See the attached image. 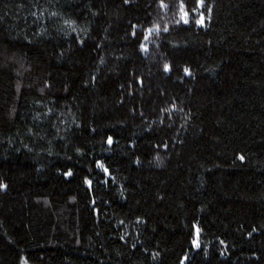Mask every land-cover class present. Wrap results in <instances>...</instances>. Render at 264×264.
<instances>
[{
  "label": "trees",
  "instance_id": "16d2710c",
  "mask_svg": "<svg viewBox=\"0 0 264 264\" xmlns=\"http://www.w3.org/2000/svg\"><path fill=\"white\" fill-rule=\"evenodd\" d=\"M0 185V264H264V0H0Z\"/></svg>",
  "mask_w": 264,
  "mask_h": 264
},
{
  "label": "snow or ice",
  "instance_id": "6c2138e0",
  "mask_svg": "<svg viewBox=\"0 0 264 264\" xmlns=\"http://www.w3.org/2000/svg\"><path fill=\"white\" fill-rule=\"evenodd\" d=\"M198 2H199L201 5H203L204 0H198ZM193 11H195V9H193ZM209 11H210V9H209ZM184 16L187 17V13H185ZM182 18H183V17H182ZM188 22H189L188 19H187V18H184V23H188ZM196 23H198V24H203V23H204L203 14H201V19H200V20H197ZM165 70H167V67H166ZM185 71L187 72L188 70L185 69ZM241 159H243V157H241ZM89 183H90V182H89ZM0 187H3V186L0 185ZM193 243H194V244H197V241H193ZM197 246H198V244H197Z\"/></svg>",
  "mask_w": 264,
  "mask_h": 264
}]
</instances>
